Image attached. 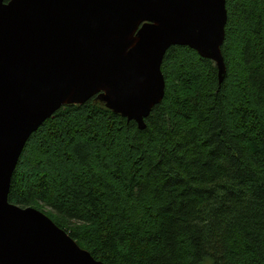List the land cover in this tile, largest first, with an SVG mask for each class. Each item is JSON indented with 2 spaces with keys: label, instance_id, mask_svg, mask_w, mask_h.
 <instances>
[{
  "label": "trees",
  "instance_id": "1",
  "mask_svg": "<svg viewBox=\"0 0 264 264\" xmlns=\"http://www.w3.org/2000/svg\"><path fill=\"white\" fill-rule=\"evenodd\" d=\"M226 3L222 82L173 45L146 128L96 97L63 105L26 143L9 200L110 264H264V0Z\"/></svg>",
  "mask_w": 264,
  "mask_h": 264
},
{
  "label": "water",
  "instance_id": "2",
  "mask_svg": "<svg viewBox=\"0 0 264 264\" xmlns=\"http://www.w3.org/2000/svg\"><path fill=\"white\" fill-rule=\"evenodd\" d=\"M226 0H0V264H110L48 214L9 200L26 143L66 104L93 97L147 126L173 45L227 66Z\"/></svg>",
  "mask_w": 264,
  "mask_h": 264
},
{
  "label": "rangeland",
  "instance_id": "3",
  "mask_svg": "<svg viewBox=\"0 0 264 264\" xmlns=\"http://www.w3.org/2000/svg\"><path fill=\"white\" fill-rule=\"evenodd\" d=\"M44 210H46V211H47V209H44ZM44 210H42V211L46 213V211H44ZM48 210H49V209H48ZM46 214H47V213H46ZM205 264H212V261H211V260H209V261H207Z\"/></svg>",
  "mask_w": 264,
  "mask_h": 264
}]
</instances>
